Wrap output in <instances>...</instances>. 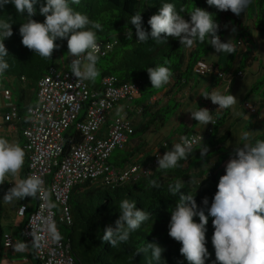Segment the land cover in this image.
Wrapping results in <instances>:
<instances>
[{
	"label": "trees",
	"instance_id": "16d2710c",
	"mask_svg": "<svg viewBox=\"0 0 264 264\" xmlns=\"http://www.w3.org/2000/svg\"><path fill=\"white\" fill-rule=\"evenodd\" d=\"M173 2L177 10L183 7L184 11L181 14L189 20L190 11L195 6L207 8L219 23L217 35L220 36L221 40L231 39L237 42L241 39L246 43V55L240 60V70H243L242 67L252 66L251 59L257 60L255 52L248 48V44L255 46V41L250 32L251 27L244 22L242 14H233L230 9L219 10L215 6L208 5L207 0H173ZM161 3L162 0H74L72 3V7L86 12L91 19L99 20L103 25L101 29H97V41L112 40L114 42L113 48L105 56H98L97 67L102 76L113 74L119 82L136 81L141 85V93L133 101H136V104L142 107L143 118L135 122L136 130L132 134L133 137L145 134L152 124H158L160 129L166 125L168 112L181 106L196 87V72L194 70L196 63L204 59L214 48L207 36L202 42L198 37L195 38L191 47L181 44L179 38L173 36H168L167 39L161 41H156L151 37L147 41L138 40L135 26L130 24V16L135 14L136 11H141L143 25L150 32V25L147 21L152 14L159 10ZM39 7L40 5L37 4V12L33 18L43 21L45 17L39 12ZM0 15L5 17L11 15L13 22V34L4 41L9 49V55L6 59H8L10 66L1 76H14L25 84L26 88L22 90V98L27 100L26 97L29 94L37 92L39 79L48 71L51 65L66 64L65 55H71L68 53L67 38H58L55 43L61 46L53 50L51 57H42L22 44L19 26L25 17L16 12L14 5L8 4L0 9ZM247 16L254 22L255 28L264 31V0H254V8L250 6L247 9ZM233 27H235V31H232ZM128 28L132 29L131 38L127 37ZM165 61L168 62L167 66L171 70V78L169 82L161 87H153L147 67L163 64ZM216 65L220 66L219 63ZM218 78L221 79L222 77L218 76ZM92 85H96V83L92 82ZM215 86L216 84H211L203 92L212 91ZM253 86L257 87V83ZM154 95H158V99L150 102L151 97ZM30 104L20 108L23 124L26 123L27 108ZM210 105V97H204L201 94L199 107H207L212 116L214 114L217 116L216 124H220L229 114V107L221 108L218 112H215L210 108ZM213 128H209L205 139L173 168L157 169L150 175L127 182L100 181L93 183L87 181L75 185L71 193L73 222H60L65 241L69 243L71 253L74 256V264H157L151 256L150 249L146 252L138 251L146 247L148 242H158L165 249L162 252L163 259L160 264H189L179 252L181 242L169 235L168 225L171 211L179 199V193H173L169 186L179 181L182 185L180 192L185 194L190 192L195 196L198 207L203 206L202 200L205 196L208 197V206L211 205L218 184L215 171L211 172L210 179V176L205 174L207 169L194 171L189 162L191 159L198 158H204L208 162L214 160L213 167L216 169L233 154L234 149L232 150L224 145V140L228 137L229 132L216 137L213 135ZM195 131L197 130L194 129V126H187L182 130V133L189 134ZM67 138H74L72 143L80 142L82 139L78 131H74L73 135H67ZM261 138H264V131L255 136L251 143ZM141 143L145 142L140 140ZM140 144L133 149H129L122 160L113 164L121 166L122 162L136 161L141 151L139 149ZM70 145L71 143L67 144V147ZM205 146L208 150L202 154L200 149ZM28 159L25 163L26 168L23 171L22 178L29 175ZM153 180L156 181L155 185L152 183ZM12 184L14 183L12 182L10 186ZM124 198L135 200L138 207H142L143 210L149 213V217L142 222L139 228L130 233L128 241L112 246L110 242L104 241L101 237L105 226L108 224L115 226V220L119 216V203ZM37 199L39 200L38 194ZM34 208H28L27 206L24 212L25 222L19 229V236L27 242L29 241L26 239L23 230ZM55 208L58 209L56 204ZM205 211L207 214L206 208ZM6 213V208L0 196V264H11L7 257L5 244V233L7 231L4 217ZM194 219L198 221L199 217L196 216ZM212 220L213 217L209 216L206 226V246L211 253L206 260V264H212V261L216 259L211 242L214 231ZM34 257L35 259H32L33 264H41L36 250Z\"/></svg>",
	"mask_w": 264,
	"mask_h": 264
},
{
	"label": "clouds",
	"instance_id": "9594fccd",
	"mask_svg": "<svg viewBox=\"0 0 264 264\" xmlns=\"http://www.w3.org/2000/svg\"><path fill=\"white\" fill-rule=\"evenodd\" d=\"M73 2L74 0H46V2L45 0H0V9L12 4L16 12L25 17L19 26L22 44L42 57H51L53 50L61 46L55 43L57 39L67 38L68 53L72 57L69 68L72 74L81 80H95L99 74L97 29H101L103 25L99 20L91 19L86 12L72 7ZM251 2L252 0H207L208 5L215 6L219 10L230 9L236 15L245 12ZM37 4L40 5L39 12L45 17L43 21L33 18L37 12ZM183 11V7L177 10L173 0H162L159 10L147 21L150 25V32L143 25L141 11H136L130 16V24L135 26L136 36L140 41H147L150 37L161 41L167 39L168 36H173L179 38L181 44L191 47L195 38L198 37L202 42L207 36L217 52L233 53L235 48H241L242 45L247 47L243 40L244 44L241 46L233 44L239 40L237 42L231 39L221 40L217 35L219 23L207 8L195 6L190 11V20L185 19L181 14ZM12 23L11 15L8 17L0 15V75L10 66L6 59L9 49L4 41L13 34ZM235 30L233 27L232 31ZM132 34V29L128 28L127 37L131 38ZM200 61H205L215 67V71L208 74L216 73L217 76L229 79V83L232 81L233 76L227 75L225 70L220 69L216 65L218 62L215 64L205 58ZM167 64L168 62L165 61L163 64L147 67L153 87L159 88L169 82L172 73ZM240 71L244 72L241 76L244 77L245 70ZM219 72L224 75H220ZM201 94L204 97H210L214 104H218L210 107L215 112L234 105L237 99L232 92L218 89ZM188 111L200 123L210 122L211 127L217 123V116L215 114L212 116L207 107L200 106ZM256 115L261 117L259 106ZM201 133L206 136V132ZM189 134L180 133L178 138L180 135ZM244 136L247 140L248 133ZM194 143H196L195 137L182 136L180 142L173 144L162 156L157 153L158 168L175 167L192 151ZM200 150L204 154L208 148L205 146ZM24 160L25 150L21 144L0 136V183H3L7 175L15 176L23 166ZM152 183L155 185L156 181L153 180ZM169 187L173 193H179V199L171 211L168 225L169 235L181 242L179 252L189 264H206L207 258L211 255L206 246V226L209 216L213 217L214 231L211 242L216 258L212 264H217V262L219 264H264V138L256 139L254 143L244 142L235 147L225 165L224 174L219 177L217 191L214 193L210 206H208V197L205 196L202 200L203 206L198 207L195 196L190 192L187 194L180 192L182 185L179 181ZM37 194L45 198L48 208L55 207L54 200H50L52 197L48 199L49 191L45 188L44 179L36 173L27 175L12 184L4 192L2 199L12 202L17 199L34 197ZM25 206L27 209V205ZM119 209L115 226L112 224L105 226L101 237L104 241L110 242L112 246L128 241L130 233L139 228L142 222L149 217V213L142 207H138L135 200L128 198L120 201ZM196 216L199 217L198 221L194 219ZM49 230L55 239L60 238L54 224H49ZM17 247L22 248L23 244H18ZM6 248L10 247L6 246ZM149 249L152 258L160 264L163 259L162 252L165 249L158 242H148L146 247L138 251L146 252Z\"/></svg>",
	"mask_w": 264,
	"mask_h": 264
},
{
	"label": "built area",
	"instance_id": "2783aa9c",
	"mask_svg": "<svg viewBox=\"0 0 264 264\" xmlns=\"http://www.w3.org/2000/svg\"><path fill=\"white\" fill-rule=\"evenodd\" d=\"M98 56H105L114 46L112 40L97 41ZM235 46L244 44L242 40L233 43ZM70 55V61H71ZM199 74L215 71V67L205 61H199L195 66ZM220 75L224 73L219 72ZM244 72L240 71V76ZM141 93L139 82H119L113 74H106L100 83L92 85L91 81L81 80L74 76L66 66L51 65L48 71L39 79L37 100L27 108L26 123L23 125L25 147L29 153V175L36 173L42 176L50 199L58 206L48 208L45 198L39 194L36 208L29 215L24 226L26 239L35 246L41 264H74L70 245L65 241L60 222H73V207L71 192L75 185L87 181L127 182L154 173L158 168L157 153L148 162L134 161L125 166H117L110 162L112 151L116 147H125L135 132V116L137 111L142 114L141 106L130 104ZM4 97L12 101L10 89L4 91ZM158 99L151 97L150 102ZM129 105L116 109L122 102ZM245 108L258 114V106L250 100L244 101ZM84 113L81 115L82 111ZM7 122L23 121L19 107L12 102L11 109L5 115ZM216 118L214 119V123ZM212 123V124H214ZM75 127L81 135V141L72 143L64 131ZM105 128V130H103ZM195 137L193 148L201 143L204 133L195 132L189 135ZM71 143L69 147L67 144ZM51 200V199H50ZM26 206H22V212ZM49 224H54L60 234L55 239ZM14 237L5 234V244L11 247Z\"/></svg>",
	"mask_w": 264,
	"mask_h": 264
},
{
	"label": "crops",
	"instance_id": "0c3cea01",
	"mask_svg": "<svg viewBox=\"0 0 264 264\" xmlns=\"http://www.w3.org/2000/svg\"><path fill=\"white\" fill-rule=\"evenodd\" d=\"M240 59H241V57H240ZM214 63L216 64L217 62H214ZM219 67H220V69L225 70L223 66L220 65ZM226 73H227V75H234V74H232L231 71L230 72L226 71ZM7 78L9 80L10 84H13L14 80L16 79L14 76H10ZM2 80H3V77L0 75V83L2 82ZM219 80L225 82L227 90H231V88L228 85L229 79H227V78L219 79L217 74L214 73V74L210 75V78L208 80H206V82L203 84V86L202 85L196 86L195 89L190 94L189 98L183 102L181 109L183 112L189 113L188 114V120L190 122L189 127L194 126L193 120L195 118L190 116L191 115L190 111H186V109H185L186 104L190 103V99L193 97V95L196 96V103L199 102V99H200V96H201V93L203 92V90L211 84H217V82ZM228 87H229V89H228ZM6 89H9V88H7L6 86L0 87V136H4L11 141H15V142L20 143L21 146L25 150V160H24L23 166L21 167V169L18 171V173L15 176L7 175L5 177L4 183L3 184L0 183V190H1L0 196H1V198H3L4 192L10 187V184L12 182L15 183V182H18L20 179H22L23 171L26 168L25 163H26V160L28 158V153H27V150L25 148V138L23 135V123H22V121L16 120V121L7 122L5 119V115L8 111H10L12 101H14V98H12V101L5 99L4 91ZM214 89H218V88L215 87ZM220 91H226V90H220ZM244 95H245V97L242 100V108L246 112H248L244 108L243 102L246 99H251V96H249V88H247ZM36 96H37V92L29 94V96L26 97V99H27L26 105L30 104V103H34L36 100ZM251 100H253V99H251ZM126 105H129V104L124 102L121 104V106L118 107V109L121 110ZM216 105H218V104H214L211 101L210 107H212V106L215 107ZM257 105L258 106L260 105L259 101H257ZM17 106H19V105L17 104ZM130 106L137 107V108L139 107L136 104V101H133L130 104ZM19 108H23V107L19 106ZM132 114L135 116V122L140 121L143 118V114H138L136 110L133 111ZM231 114H232V112H231ZM244 115H245V113L243 115H240V116H238V114H236L235 116H238V117L235 118L233 116V118H232V120L233 119H235L237 121L241 120L239 125L236 127L237 130H235V129L230 130V131L227 130L229 132L227 138L228 139L235 138V140L233 142L234 144L229 143V145L231 144L229 146L230 149H232V148L235 149V147L237 145L243 144L244 142H250L255 137L254 135H252L253 132L248 131L251 129L250 125L256 126L259 133L264 131V115L262 113H261V117H258L257 115H254V114L249 113V112H248V115H245V117H243ZM254 117L256 118V120L253 119ZM232 120H231L230 127L234 124L232 122ZM179 122H180V120L177 117L174 118V121L172 122V123H174V126L171 129L167 126H164L161 129V131H159L160 133L156 132L158 130H155L151 127L153 125L152 124L150 126V128L146 131V133L142 136L141 139L130 138L129 142L127 143V145L125 147L128 146V149H133L138 144H140V140H143L146 144V147L148 148V150L150 152H148L146 150H143V151L141 150L140 154L138 155L136 160L141 161V162H147L154 156V154L156 152L159 151V152H162L164 154L167 151V149H170L173 144L178 142V135L180 133H182L181 127L179 126ZM204 125L206 127V131H203L199 128H195V126H194V129H196L197 131H200V132H207V130L211 127L210 122H208V124H204ZM164 130H167V131L164 132ZM148 132H151L152 134H154V136L148 135L147 134ZM154 132H156V133H154ZM212 132H213V130H212ZM228 132H226V133H228ZM245 133H248L247 140L245 139V136H244ZM171 135H172V137H171ZM221 136H222V134H221ZM166 143H168V145H166ZM229 159L230 158L225 160L224 163L221 166H219L218 169H214V170H213L214 160L210 161L209 163H206L202 160L198 161L197 159H191L189 164L191 165V167L194 171L207 169V172H208L207 174H208V176H210V179H211V172L212 171H215V173L216 172H223V173L225 172V165ZM126 163L127 162H125L123 164L121 163L120 165L124 166V165H126ZM37 203H38L37 195L34 197H26L22 200L17 199V200H14L12 202L3 200V204H4L6 211H7V213L5 214V217H4V224L6 225V231L10 232L15 237L14 245L7 249V257L10 260L11 264H33L32 259H35V257H34L35 249L30 245L29 242L25 241L24 239H22L19 236L20 235L19 229H20L21 225L25 222V214L22 213V211L20 209L23 205H27L28 208L36 207ZM21 243L23 244V247L18 248L17 245L21 244Z\"/></svg>",
	"mask_w": 264,
	"mask_h": 264
},
{
	"label": "rangeland",
	"instance_id": "374dc122",
	"mask_svg": "<svg viewBox=\"0 0 264 264\" xmlns=\"http://www.w3.org/2000/svg\"><path fill=\"white\" fill-rule=\"evenodd\" d=\"M250 6L254 8V0H252ZM247 9L245 10V12H242L241 14H242V19L244 20V22L247 23L248 25H250V27H251L250 32H251L252 37L255 41V46L248 44V48L251 51L255 52V55L257 56V60L251 59L250 62L253 63L252 66L242 67V69L245 70V76L244 77L239 76L240 68H241L240 57L242 58L244 55H246L245 52L247 49V47L245 48L244 45H242L241 48L240 47L235 48V51L233 53L217 52L216 49L213 48V50L205 57V59L209 62H219V64L224 67L225 71H228V72L231 71L232 74H234V75H232L233 76L232 81L230 83H228L231 90H227L225 82H223L221 80H219V82L215 86L219 90H226L227 92H232L237 97L236 103L232 106H229V109L232 112V114L229 111V114L226 115V117L220 122V124H215V126L213 128V135L216 137L221 136V134L223 136L224 134H226V132H228L230 130H234V129L237 130L236 127L239 125L241 120H238V121L235 119L232 120L233 116L235 118H237L238 116L243 115L244 113H245V115H248L249 111L247 110L248 112H246L242 108V100L245 97L244 94H245L247 88H249V96H251V99H253L256 102V104H257V101H259V103H260L259 112H260V114L262 113L264 115V80H263V78H264V31H261L260 29H257L254 27V22L251 19H249L247 16ZM233 14H235V13H233ZM65 58L67 60L66 66L70 68V56L67 54V55H65ZM58 66H60V65H58ZM210 75L211 74L202 75V74L195 73V85L196 86H198V85L203 86V84L206 82V80H208L210 78ZM2 77H3V80L0 83V87L6 86L7 88H9L13 93L14 101H12V102H14V104H18L21 107H25L27 100L22 98V90H23V88H26V85L23 84L22 82H20V80H18L17 78L14 80L13 84H10V82L6 76H2ZM102 77L103 76L101 74V71L99 70V74L95 78V80H88V81L100 83L102 80ZM256 83H257V87H254L253 84H256ZM229 87H228V89H229ZM36 100H37V96H36ZM122 102H124V100ZM182 105H183V103H182ZM182 105L179 107H176L173 110L168 112L167 122H166L165 126H167L171 129L174 126V123H172V122L174 121V118H176V117L180 120L179 126L181 127V130H184V128H186L187 126L190 125V122L188 120V114L189 113L188 112L185 113L182 111V109H181ZM118 107H119V105L116 106V109H118ZM189 108L193 109V110L196 108H199V102L196 103V96L195 95H193V97L190 99V103L186 104V106H185L186 111H188ZM83 113H84V110L82 111L81 115ZM249 113H251V112H249ZM234 114L235 115L238 114V116H235ZM245 115L243 117H245ZM254 115H256V114H254ZM255 117L253 118L254 120H256ZM231 120L234 124L230 127ZM193 124H194L195 128H199L203 131H206V127H205L204 123H200L196 119H194ZM151 127L155 130H158L156 132L161 131V129L158 128V124H153ZM250 127H251V129L248 131L253 132L252 135L257 136L259 131L256 128V126L250 125ZM74 131H75V127H69L64 131V134H70ZM166 131L167 130H164V132H166ZM156 132H154V133H156ZM147 134L150 136H154V134H152L151 132H148ZM143 135H144V133L141 135L134 136V137L131 136V138L141 139ZM171 137H172V135H171ZM234 140H235V138H233V139L226 138L224 140V145L225 146L227 145L229 148V146L231 144H234L233 143ZM229 143H231V144L229 145ZM139 149L142 151L146 150V151L150 152L148 150V148L146 147L145 143H141L139 145ZM128 150H129L128 146L122 147V148L116 147L111 153L110 162L115 163V162L122 160L123 159L122 157L126 154V152ZM232 150H233V148H232ZM197 160L198 161L202 160L206 163H209L204 158H202V159L198 158ZM123 163L124 162H122V164ZM218 168H216V169H218ZM213 170H214V167H213ZM207 173L208 172H206L205 174H207ZM222 174H223V172H216V177H217L218 181H219V177ZM3 183H4V181H3ZM3 183H1V184H3Z\"/></svg>",
	"mask_w": 264,
	"mask_h": 264
},
{
	"label": "water",
	"instance_id": "95a60500",
	"mask_svg": "<svg viewBox=\"0 0 264 264\" xmlns=\"http://www.w3.org/2000/svg\"><path fill=\"white\" fill-rule=\"evenodd\" d=\"M33 248H35V246L33 244H30Z\"/></svg>",
	"mask_w": 264,
	"mask_h": 264
}]
</instances>
